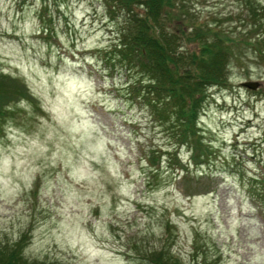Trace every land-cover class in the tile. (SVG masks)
Segmentation results:
<instances>
[{
    "label": "rangeland",
    "instance_id": "1",
    "mask_svg": "<svg viewBox=\"0 0 264 264\" xmlns=\"http://www.w3.org/2000/svg\"><path fill=\"white\" fill-rule=\"evenodd\" d=\"M177 2L169 23L241 40L183 135L143 107L134 68L105 60L123 21L104 0H0V245L57 264H146L160 248L264 264V28L243 37L241 0Z\"/></svg>",
    "mask_w": 264,
    "mask_h": 264
},
{
    "label": "trees",
    "instance_id": "2",
    "mask_svg": "<svg viewBox=\"0 0 264 264\" xmlns=\"http://www.w3.org/2000/svg\"><path fill=\"white\" fill-rule=\"evenodd\" d=\"M104 1L108 10L116 9L123 21L118 41L111 50V56L105 55V60L115 58L127 70L134 68L141 76L139 83L142 89H145V93L141 94L143 107L149 110L151 116L166 119L172 115L180 130L179 135H183L202 110L206 89L226 85V69L234 56L237 41L241 40L228 39L224 33L204 22L190 24L188 28L179 21L169 23L170 8L174 2L181 4L183 0ZM241 1V11L245 13L240 19L242 23L245 22L241 28L244 37L253 33L249 29L256 27L254 23L257 29L264 28V23L260 22V18L256 19L257 14H253L257 9L252 10V0ZM136 6L141 7L143 13L136 11ZM183 13L185 16L187 12ZM257 31L259 34L254 36L255 43L252 45L263 44L264 29ZM250 39L249 36L245 37L243 44H249ZM4 76L0 74V90L6 80ZM137 87L134 86L135 89ZM4 89L9 87L4 85ZM263 180L261 182L264 184ZM260 189L263 191L261 193L259 190L260 194L264 195V186ZM21 245V242L10 246L0 245V264H57L26 260L21 254ZM144 256L146 264H176L177 261L167 248L145 253ZM192 264L209 263L202 257Z\"/></svg>",
    "mask_w": 264,
    "mask_h": 264
},
{
    "label": "water",
    "instance_id": "3",
    "mask_svg": "<svg viewBox=\"0 0 264 264\" xmlns=\"http://www.w3.org/2000/svg\"><path fill=\"white\" fill-rule=\"evenodd\" d=\"M240 84L241 86L250 90H254L258 86V82H254V81H245V82H241Z\"/></svg>",
    "mask_w": 264,
    "mask_h": 264
}]
</instances>
